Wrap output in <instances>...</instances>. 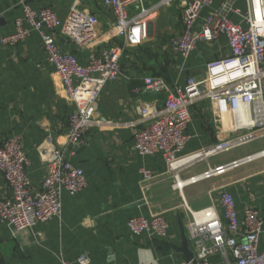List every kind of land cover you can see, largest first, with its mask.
Segmentation results:
<instances>
[{"label": "crops", "instance_id": "crops-1", "mask_svg": "<svg viewBox=\"0 0 264 264\" xmlns=\"http://www.w3.org/2000/svg\"><path fill=\"white\" fill-rule=\"evenodd\" d=\"M74 0H0V39L13 32L14 21L21 14V3L38 10L51 8L60 22L65 20ZM161 0H143L132 5L129 15L141 9H156L146 18V37L136 46L125 44L114 36V17L101 0H79L78 7L98 19L96 36L89 49L71 44L61 28L54 31L57 44L84 64L89 51L120 49V73L106 85L97 103V116L105 122L90 128L76 144L67 141V120L73 106L66 101L59 77L46 61L36 34L28 35L15 46L0 44V143L18 136L29 165L31 187L38 190L45 175L37 147L50 138L74 167L82 170L86 186L70 196L63 192L61 214L30 229L11 232L0 223V264H63L86 252L89 264H193L180 251L181 221L188 248L193 253L186 228L182 198L198 211L213 205L221 215L218 197L221 192L232 195L238 217L245 205L257 209L264 234V157L193 185L185 186L182 195L172 190V178L159 154L142 157L133 150V131L140 126L138 107L151 104L163 107V94L140 91L142 79L158 76L170 87H183L187 78L202 79L209 64L229 57L223 36L214 42L198 43L183 58L169 45L182 26V10L178 1L166 6ZM219 0H215L217 6ZM236 7L245 10V1ZM208 10L201 12L205 16ZM240 18L233 17L238 23ZM226 104H213L208 99L189 108L188 142L182 154L211 146L230 136L232 124L225 115ZM108 123V124H107ZM132 124V125H131ZM211 157V169L245 156L264 151V139ZM237 150V149H236ZM235 151V150H234ZM223 155V156H222ZM150 172L143 181L139 170ZM207 169L204 162L188 166L182 179ZM11 193L0 176V198ZM160 214L168 225L167 237L132 235L126 222L142 215ZM221 264L219 256L211 260Z\"/></svg>", "mask_w": 264, "mask_h": 264}, {"label": "built area", "instance_id": "built-area-1", "mask_svg": "<svg viewBox=\"0 0 264 264\" xmlns=\"http://www.w3.org/2000/svg\"><path fill=\"white\" fill-rule=\"evenodd\" d=\"M143 0H101L114 17V36L123 37L125 44L136 46L146 37V18L156 9H141L129 15L132 5ZM178 1L182 10L180 32L169 40L170 48L185 59L198 43L214 42L223 36L229 57L209 64L202 79L187 78L183 87H170L158 76L142 79L143 93L163 94V107L151 104L138 107L140 126L133 131V150L138 155L159 154L171 174L172 190L182 195L183 187L223 174L230 169L264 157L257 152L223 166L211 169L208 160L264 139V0H244L245 10L236 7L239 0H161L166 6ZM74 0L62 22L51 8L35 10L21 3V14L14 21L13 32L0 39V44L15 46L28 35L36 34L42 44L46 61L60 79L64 96L73 106L67 120V141L76 145L92 127L106 124L97 116V103L106 85L120 73V49L89 51L84 64L73 54L60 49L54 31L61 28L64 37L79 48L89 49L96 36L98 19L85 13ZM208 10L205 16L201 12ZM233 17L240 18L238 23ZM208 99L213 104L225 102V115L230 119V136L224 140L189 154H182L189 136V108L197 101ZM243 110L244 118L237 114ZM108 124V123H107ZM132 125V124H131ZM38 158L45 164V175L38 190L31 187L27 173L29 160L18 136L0 143V176L10 190L9 199L0 198V223L11 232L30 229L61 214V197L72 196L86 186L81 169L74 167L63 151L46 138L37 147ZM204 162L207 169L182 179L180 173L188 166ZM143 181L150 172L139 170ZM217 208L210 205L191 210L182 198L189 242L193 247V264H214L219 256L221 264H264V234L262 218L251 205L241 209V217L232 195L221 192ZM126 227L132 235L167 237L168 225L160 214L150 218L131 217ZM84 252L74 261L63 264H89Z\"/></svg>", "mask_w": 264, "mask_h": 264}, {"label": "water", "instance_id": "water-1", "mask_svg": "<svg viewBox=\"0 0 264 264\" xmlns=\"http://www.w3.org/2000/svg\"><path fill=\"white\" fill-rule=\"evenodd\" d=\"M179 227H180L181 239H182L180 251L185 255L186 261L190 262L193 260L194 254L188 248L186 238L184 237V232H183L181 221L179 222Z\"/></svg>", "mask_w": 264, "mask_h": 264}, {"label": "bare ground", "instance_id": "bare-ground-1", "mask_svg": "<svg viewBox=\"0 0 264 264\" xmlns=\"http://www.w3.org/2000/svg\"><path fill=\"white\" fill-rule=\"evenodd\" d=\"M237 114H238L239 116H241L242 118H244V117H243V116H244V114H243V110H238Z\"/></svg>", "mask_w": 264, "mask_h": 264}, {"label": "rangeland", "instance_id": "rangeland-1", "mask_svg": "<svg viewBox=\"0 0 264 264\" xmlns=\"http://www.w3.org/2000/svg\"><path fill=\"white\" fill-rule=\"evenodd\" d=\"M239 150H240V149H237V150H235V151H233V152H237V151H239ZM225 154H227V153H225ZM225 154H224V155H225ZM222 156H223V155H222Z\"/></svg>", "mask_w": 264, "mask_h": 264}]
</instances>
